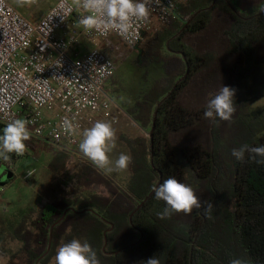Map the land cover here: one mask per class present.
<instances>
[{"label": "trees", "instance_id": "trees-1", "mask_svg": "<svg viewBox=\"0 0 264 264\" xmlns=\"http://www.w3.org/2000/svg\"><path fill=\"white\" fill-rule=\"evenodd\" d=\"M262 8L264 0H186L177 19L144 32L136 94L120 101L126 91L116 76L112 97L142 131L120 137L133 158L128 181L79 162L68 190L9 225L23 256L10 255L0 236V258L55 264L58 247L79 239L100 264H143L153 256L160 264H264V165L247 152L243 162L231 154L245 144L264 146V114L249 109L264 98ZM222 85L236 90L231 121L204 116ZM68 155L59 151L58 160L65 164ZM169 177L212 203L211 213L202 207L161 219L166 203L148 196Z\"/></svg>", "mask_w": 264, "mask_h": 264}, {"label": "built area", "instance_id": "built-area-1", "mask_svg": "<svg viewBox=\"0 0 264 264\" xmlns=\"http://www.w3.org/2000/svg\"><path fill=\"white\" fill-rule=\"evenodd\" d=\"M179 2L159 0L147 19L134 22V42L129 43L116 31H85L79 19L89 13L69 0L55 1L36 21L22 15L12 0H0V127L14 118L26 119L31 138L74 156L87 117L112 116L109 84L116 72L97 47L85 55L75 48L82 41H107L114 35L133 49L154 24L165 26L178 18ZM65 117L77 125L75 132L63 129Z\"/></svg>", "mask_w": 264, "mask_h": 264}, {"label": "clouds", "instance_id": "clouds-1", "mask_svg": "<svg viewBox=\"0 0 264 264\" xmlns=\"http://www.w3.org/2000/svg\"><path fill=\"white\" fill-rule=\"evenodd\" d=\"M18 6L31 5L34 0H16ZM76 5L82 8L87 15L79 19V25L85 31L96 30L107 35L111 31L118 32L129 43H133V24L135 21L145 20L150 15L153 6L159 5V0H75ZM264 12V8L261 9ZM235 89L223 86L212 96L206 105L204 116L213 121L218 117L223 121H231L236 107L234 104ZM29 121L22 118H14L6 123L0 134V160L11 163L12 156L21 157L25 154L26 141L31 138ZM62 127L66 132H75L77 125L65 117ZM83 139L78 144L80 153L87 158L97 169L105 175L127 171L133 158L130 154L121 152L114 161L110 153L116 148V130L111 122L97 120L91 127L82 132ZM245 152L249 153V159L257 164L264 165V146L252 147L247 144L239 149L233 148L232 156L237 161H244ZM259 157V159H257ZM32 176L29 171L26 174ZM154 198L166 203L163 212L158 213L161 219L170 217L173 213L183 212L191 214L193 209L204 208L206 214L211 213L212 203L204 201L196 195L195 190L187 184L178 181L175 177H169L158 187H153ZM55 264H100L96 252L87 242L72 239L58 247ZM143 264H160L156 256L148 258ZM229 264H247L246 261L236 258Z\"/></svg>", "mask_w": 264, "mask_h": 264}, {"label": "rangeland", "instance_id": "rangeland-1", "mask_svg": "<svg viewBox=\"0 0 264 264\" xmlns=\"http://www.w3.org/2000/svg\"><path fill=\"white\" fill-rule=\"evenodd\" d=\"M55 1L57 0H34V3L31 5L20 7L17 5L16 0H12V4L29 20L36 21L54 5ZM69 2L77 7L75 0H69ZM185 2L186 0H180L179 5ZM162 27L164 26L154 24L145 33L147 35V33L155 32ZM89 43H95L116 67L114 78L109 84L111 96L114 97L113 91L117 88L115 84L117 76V79L122 81L126 91V94H122L121 96L126 98V100H132L136 94L138 82L143 72V69L140 67L143 60L139 51L147 47L146 40L143 38L133 49L125 47L115 36H112L107 41L96 38L92 41L90 40ZM249 109L250 111L264 114V98L253 102ZM97 120L111 122L116 130L117 146L109 154L113 161L118 158L121 152L128 154V150L120 140V137L132 139L140 136L142 133L126 115H116V113L112 112L110 118H105L101 115L88 116L84 122L82 131L78 135L79 143L83 139V130L91 127ZM25 143L27 149L23 156H15L12 163L3 161L4 164L10 165L11 169L8 172L7 183L0 187V236L3 237L4 248L8 252L10 251V255L16 253L17 256H23V253L18 252L21 244L12 238L9 225H16V222L19 220L18 217H20L18 214L22 210L25 211L28 208L37 210L49 202L60 190H68L73 183L74 167L79 162L91 163L80 153L78 147L74 156L68 155L66 163L63 164L58 160L57 156L61 150L44 141L33 138H30ZM29 171L32 172L31 177L26 175ZM111 176L119 183L124 184L129 179L130 167L127 171L114 172ZM8 262L7 256L0 258V264H9ZM14 263L17 262H13L12 264Z\"/></svg>", "mask_w": 264, "mask_h": 264}, {"label": "crops", "instance_id": "crops-1", "mask_svg": "<svg viewBox=\"0 0 264 264\" xmlns=\"http://www.w3.org/2000/svg\"><path fill=\"white\" fill-rule=\"evenodd\" d=\"M112 36H114V35H112ZM111 36V37H112ZM110 37V38H111ZM116 37V36H115ZM109 38V39H110ZM117 38V37H116ZM118 39V38H117ZM119 40V39H118ZM120 41V40H119ZM94 47H97L99 50H100V48L94 43V44H91V43H89V41H82V42H80V44L75 48L76 49V52H78L80 55H85V54H87V53H89ZM101 51V50H100ZM110 89V88H109ZM113 99V98H112ZM120 101H123V102H126L127 100H126V98H124V97H121V99H120ZM114 102V101H113ZM114 107L112 108V111L114 112V113H117V108H119L118 107V104H116L115 102H114ZM119 110L121 111V114L122 115H124L125 116V113L119 108ZM120 114V115H121ZM128 118V117H127ZM132 122V121H131ZM23 211V210H22ZM22 212H20V214H21ZM20 214H18V216H20ZM19 218V217H18Z\"/></svg>", "mask_w": 264, "mask_h": 264}, {"label": "water", "instance_id": "water-1", "mask_svg": "<svg viewBox=\"0 0 264 264\" xmlns=\"http://www.w3.org/2000/svg\"><path fill=\"white\" fill-rule=\"evenodd\" d=\"M155 121H156V113L154 114V119H153V125H152V129L149 133V137L152 139V136H153V131H154V126H155ZM1 174H2V170H0V187L4 186L7 181H8V172L5 176L1 177ZM159 185V183H158ZM157 185V186H158ZM156 186V187H157ZM153 194V191L149 194L148 198Z\"/></svg>", "mask_w": 264, "mask_h": 264}, {"label": "flooded vegetation", "instance_id": "flooded-vegetation-1", "mask_svg": "<svg viewBox=\"0 0 264 264\" xmlns=\"http://www.w3.org/2000/svg\"><path fill=\"white\" fill-rule=\"evenodd\" d=\"M14 154H13V156H12V159H13V161H14ZM12 161V162H13ZM11 162V163H12ZM8 163V162H7ZM10 169H11V166L10 165H7V164H4L3 163V160H0V170H2V174H1V177H3V176H5L6 174H7V172H9L10 171Z\"/></svg>", "mask_w": 264, "mask_h": 264}]
</instances>
